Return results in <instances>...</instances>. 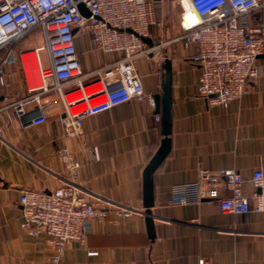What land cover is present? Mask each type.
<instances>
[{"label":"crops","instance_id":"1","mask_svg":"<svg viewBox=\"0 0 264 264\" xmlns=\"http://www.w3.org/2000/svg\"><path fill=\"white\" fill-rule=\"evenodd\" d=\"M167 2L155 0L157 22L145 40L151 49L135 58L144 89L153 95L161 91L162 62L172 61V146L154 173L155 238L148 234L143 201V171L163 138L155 107L145 99L120 103L87 116L74 137L64 135L57 115L34 124L35 102L17 116L14 103L29 94L26 76L32 84L36 53L42 65L49 64L47 51L36 50L44 37L35 28L14 45L35 63L18 59L0 66V264H199L200 259L264 264V211L237 214L222 211L214 200L171 201L176 188L196 181L201 169H236L246 178L244 190H253L250 179L264 165V54L250 93L227 107L209 104L198 96L200 70L190 59L194 46L173 40L180 33L178 1L171 7ZM76 45L86 82L103 84L107 64L119 55L100 51L87 33L77 35ZM69 180L106 215L93 220L84 244L67 243L61 260L54 261L47 235H31L22 227L20 195ZM115 206L132 213L117 214ZM88 249L99 253L90 255Z\"/></svg>","mask_w":264,"mask_h":264},{"label":"built area","instance_id":"2","mask_svg":"<svg viewBox=\"0 0 264 264\" xmlns=\"http://www.w3.org/2000/svg\"><path fill=\"white\" fill-rule=\"evenodd\" d=\"M180 33L173 38L185 47L194 46L190 59L199 66L198 96L211 105L227 107L251 92L261 76L259 56L264 54V0H177ZM83 3L90 14L80 10ZM155 0H0V66L21 59L35 63L27 72L29 94L14 103L17 116L37 105L34 124L57 115L64 135L78 136L87 116L101 113L132 99L147 100L155 107L153 93L146 92L135 66L138 54H148L145 37L156 20ZM41 29L49 64L35 62L14 45L33 29ZM87 33L104 53L119 57L107 64L103 84L86 82L78 55L76 37ZM117 76V80L114 77ZM0 76V86L2 85ZM46 97V98H45ZM160 121V114H155ZM96 150V149H95ZM72 167H78L77 162ZM246 178L233 168L201 169L193 183L179 185L172 203L217 201L222 211L245 214L264 211V165L254 170L251 192L244 190ZM22 227L31 235L44 233L53 248L51 258L60 261L67 243H85L93 220L106 215L98 203L69 180L49 191L24 190L20 195ZM117 214L132 210L115 206ZM90 255L99 253L88 249ZM199 264H205L204 259Z\"/></svg>","mask_w":264,"mask_h":264},{"label":"water","instance_id":"3","mask_svg":"<svg viewBox=\"0 0 264 264\" xmlns=\"http://www.w3.org/2000/svg\"><path fill=\"white\" fill-rule=\"evenodd\" d=\"M80 10L83 14L89 15V10L83 3H80ZM146 41L148 37L144 38ZM162 81L161 91L154 95L155 97V112L160 114V125L163 138L160 145L152 155L143 171V201L145 206V219L150 238L156 236L154 226V216L151 207L154 205V173L162 161L168 155L171 146L172 133V61L165 58L161 65Z\"/></svg>","mask_w":264,"mask_h":264},{"label":"rangeland","instance_id":"4","mask_svg":"<svg viewBox=\"0 0 264 264\" xmlns=\"http://www.w3.org/2000/svg\"><path fill=\"white\" fill-rule=\"evenodd\" d=\"M172 1H173V0H168L167 3H168V6H169V7H171Z\"/></svg>","mask_w":264,"mask_h":264}]
</instances>
